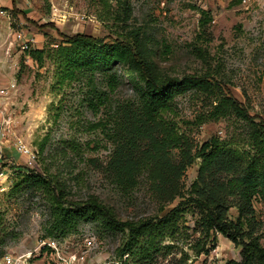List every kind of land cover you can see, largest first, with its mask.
I'll use <instances>...</instances> for the list:
<instances>
[{
    "label": "rangeland",
    "instance_id": "374dc122",
    "mask_svg": "<svg viewBox=\"0 0 264 264\" xmlns=\"http://www.w3.org/2000/svg\"><path fill=\"white\" fill-rule=\"evenodd\" d=\"M0 77L14 84L9 120L1 146L12 187L0 192V264H236L241 248L223 234H216L208 254L196 256L198 212L187 208L178 220L179 234L158 237L153 249H135L122 255L130 241L127 231L104 223L80 219L72 230L54 228L52 206L46 191L33 183L15 189L27 170L18 144L36 152L33 166L61 192L68 202L96 198L110 207L121 222L160 216V206L141 177L138 187L124 194L103 172L112 145L95 126L116 105L140 104L136 73L118 65V87L110 93L103 74H96V88L109 101L91 109L94 92L87 78L57 84L53 52L61 44L58 32L84 33L106 42L139 36L155 70L163 76L203 78L207 90L190 89L175 99V118L195 151L218 138L231 147L255 154L252 125L232 112L211 117L223 97L235 98L264 127V0L248 9L240 0H0ZM22 33L29 42L26 53L15 40ZM44 51V63L31 55ZM30 56L32 61L27 60ZM42 148V149H41ZM200 159L183 177L185 190L197 178ZM181 199L169 204L176 207ZM258 230L264 247V194L254 199ZM238 220V211L230 210ZM43 240H55L60 255L41 251ZM88 240L92 244H88ZM144 241V240H143ZM145 248V247H144Z\"/></svg>",
    "mask_w": 264,
    "mask_h": 264
},
{
    "label": "trees",
    "instance_id": "16d2710c",
    "mask_svg": "<svg viewBox=\"0 0 264 264\" xmlns=\"http://www.w3.org/2000/svg\"><path fill=\"white\" fill-rule=\"evenodd\" d=\"M58 34L61 44L53 52L57 84L86 77L87 86L96 89L88 102L91 109L109 101L107 92L95 87L97 73L103 74L110 93L119 84L114 71L118 65L136 73L138 83L134 87L139 92L140 104L120 103L95 126L113 148L102 170L124 194L134 191L144 176L151 196L160 206V216L121 222L110 207L96 198L68 202L52 182L29 165L15 189L33 183L45 190L52 206L54 228L70 231L80 219H89L127 231L130 241L122 255L134 253L138 247H142L139 253L142 249L147 252L154 248L158 237L179 234L178 220L192 207L199 215V236L192 245L196 256L208 254V246L216 242V234L220 233L241 248V261L236 264H264V247L258 236L263 224L257 220L254 207V199L264 194V127L235 98L225 96L218 101L211 117L232 112L249 122L255 154L231 147L218 138L206 141L195 151L192 140L180 131L171 115L175 113L177 95L190 89L207 90L206 80L160 75L148 61V52L139 36L106 42L84 33ZM44 54L43 50H35L31 55L43 66ZM198 159L201 162L197 178L185 190L183 177ZM177 199H181L179 204L166 210ZM233 208L238 211L237 221L229 217Z\"/></svg>",
    "mask_w": 264,
    "mask_h": 264
},
{
    "label": "built area",
    "instance_id": "2783aa9c",
    "mask_svg": "<svg viewBox=\"0 0 264 264\" xmlns=\"http://www.w3.org/2000/svg\"><path fill=\"white\" fill-rule=\"evenodd\" d=\"M258 0H240L241 6L243 8L248 9L250 6H252L254 3H256ZM5 12L0 9V15H4ZM15 40L19 43V47L21 48V51L23 53H26V51L29 49V40L26 38V36L22 33H16L14 35ZM28 61H32L30 56H27ZM14 84H8L4 85L1 83V77H0V192H5L8 189L12 187V178H11V171L7 169L6 167V155L5 152L2 150L1 146L3 145L4 140V128L7 125L8 121L6 119V111L11 103L13 90H14ZM17 150L23 154L27 159L26 163L29 166H33L37 159V154L34 151H31L29 148H27L26 145L18 144ZM88 244L91 245L92 241L88 240ZM41 251H46L52 253H56L58 256L60 255V249L58 247V243L55 240H43L41 242L40 248ZM14 259L10 256L5 258V264H13Z\"/></svg>",
    "mask_w": 264,
    "mask_h": 264
}]
</instances>
